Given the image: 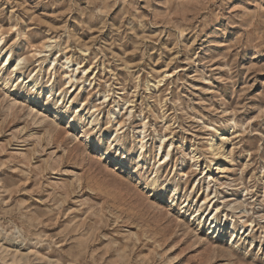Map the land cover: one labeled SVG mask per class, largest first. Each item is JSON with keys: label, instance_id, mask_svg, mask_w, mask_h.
I'll use <instances>...</instances> for the list:
<instances>
[{"label": "rangeland", "instance_id": "rangeland-1", "mask_svg": "<svg viewBox=\"0 0 264 264\" xmlns=\"http://www.w3.org/2000/svg\"><path fill=\"white\" fill-rule=\"evenodd\" d=\"M0 264H264V0H0Z\"/></svg>", "mask_w": 264, "mask_h": 264}, {"label": "bare ground", "instance_id": "bare-ground-1", "mask_svg": "<svg viewBox=\"0 0 264 264\" xmlns=\"http://www.w3.org/2000/svg\"><path fill=\"white\" fill-rule=\"evenodd\" d=\"M15 67V66H14ZM141 140V139H140ZM144 147V146H143ZM140 149V148H139ZM142 149V148H141ZM217 165H220V164H216V165H213V166H211V167H209V166H207L206 168H207V170H206V173L207 172H209V171H211V170H215V171H218L219 169H220V167L219 166H217Z\"/></svg>", "mask_w": 264, "mask_h": 264}]
</instances>
